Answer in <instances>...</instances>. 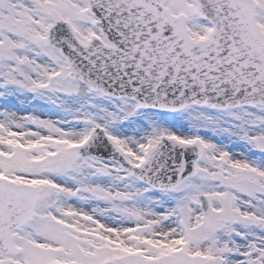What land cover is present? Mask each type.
I'll use <instances>...</instances> for the list:
<instances>
[{"label": "snow or ice", "instance_id": "1", "mask_svg": "<svg viewBox=\"0 0 264 264\" xmlns=\"http://www.w3.org/2000/svg\"><path fill=\"white\" fill-rule=\"evenodd\" d=\"M0 264H264V0H0Z\"/></svg>", "mask_w": 264, "mask_h": 264}]
</instances>
